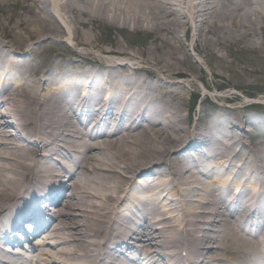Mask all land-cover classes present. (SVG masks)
Instances as JSON below:
<instances>
[{"label": "bare ground", "instance_id": "1", "mask_svg": "<svg viewBox=\"0 0 264 264\" xmlns=\"http://www.w3.org/2000/svg\"><path fill=\"white\" fill-rule=\"evenodd\" d=\"M121 22L152 35L139 56L97 32ZM263 24L264 0H0L17 44L71 31L76 47L145 64L39 66L0 42V264H264V107L206 96L193 125L198 92L176 80L192 36L215 78L248 83L258 69L237 67L264 59Z\"/></svg>", "mask_w": 264, "mask_h": 264}, {"label": "rangeland", "instance_id": "2", "mask_svg": "<svg viewBox=\"0 0 264 264\" xmlns=\"http://www.w3.org/2000/svg\"><path fill=\"white\" fill-rule=\"evenodd\" d=\"M116 2V1H115ZM114 2V3H115ZM191 17L192 23V31L191 33L194 34V27L197 23V21H194L193 17ZM118 27H115L114 32H109L107 29H101L98 28L97 32L99 33L100 30L104 32L110 40L119 39L120 41H125V43H129L126 46V50L135 55L139 56L138 49L139 48H145L149 41L151 40L152 35L145 36V33L142 31H137L132 26H129L125 28L123 25L124 23H119ZM264 25V24H263ZM144 27H147V24H145ZM114 28V27H113ZM119 29L121 31L125 30L127 31L125 35L121 36L120 33H118ZM0 42L5 43L9 42L10 46L14 50L24 51V53H21L19 56H23L26 61L31 62L35 65L44 66V65H51L56 62H60L61 58L65 57L66 60H75L77 57L75 54H81V53H88L93 57H102L105 60H112V61H118L124 64H131L136 66H144V63H140V61H128L127 59H119L115 56H104L99 53L97 49H86L84 47H76L74 45V40L72 39V34L70 31L69 36L66 35L64 37H41V38H35L31 40L30 42H26L23 44H17L10 36L6 34V31L0 29ZM192 42L193 37L191 36L190 41L188 44L189 47V53L194 58V62H186L183 65V71L188 72L187 78L184 77H178L176 80L180 81H187L185 91L189 94L186 95L188 99H190V94L192 92H198L195 101L193 102V125L197 124V126H201L203 121L206 119V112L211 111L213 108L212 103L205 102L204 98L210 97L211 99H214L216 95H227V96H233L238 95L239 99L237 101H234L232 103L226 102L227 106H238L242 107L245 104H253L251 107L256 108L257 110L262 109L264 107V59L260 60L256 58L251 64V66H247L248 62H246L243 57L241 56V62L239 63V66L237 69H243L247 68L249 71L252 68H257V73L253 76L248 75L247 73H244L245 79L248 81L244 82L241 81L240 78H235L232 74V71H229L227 69H219L220 71L224 72L227 76L231 77L227 80H223L222 78H215L212 75V67L214 66L213 60H209L207 58V61L205 57L199 56L198 53H196L192 49ZM35 47L34 52H31L32 48ZM27 52V53H26ZM18 54V53H17ZM254 55H258L256 52H253ZM264 54V52H263ZM195 60L199 61L196 64ZM135 63V64H134ZM199 74H202L205 76L206 80L211 82L213 84L211 90L205 89L202 80L198 77ZM229 81L230 83L227 84L226 82ZM238 83L239 85H236ZM193 84V85H192ZM227 85L221 90H216L215 85ZM232 85V86H231ZM214 87V88H213ZM220 89V88H219ZM243 89L248 90L247 92H250L251 94L248 96L245 93L243 94ZM197 111V113H196ZM185 113L188 114L189 110L186 109ZM235 162H233L234 164ZM162 264V263H160Z\"/></svg>", "mask_w": 264, "mask_h": 264}]
</instances>
